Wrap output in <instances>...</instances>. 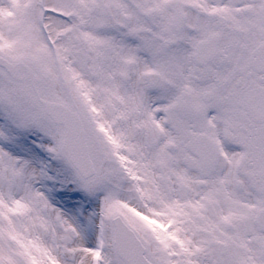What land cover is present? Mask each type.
<instances>
[{"label": "snow or ice", "instance_id": "obj_1", "mask_svg": "<svg viewBox=\"0 0 264 264\" xmlns=\"http://www.w3.org/2000/svg\"><path fill=\"white\" fill-rule=\"evenodd\" d=\"M0 264H264V0H0Z\"/></svg>", "mask_w": 264, "mask_h": 264}]
</instances>
